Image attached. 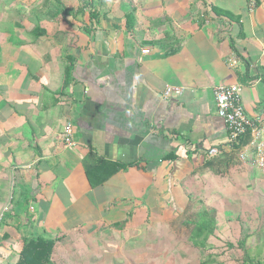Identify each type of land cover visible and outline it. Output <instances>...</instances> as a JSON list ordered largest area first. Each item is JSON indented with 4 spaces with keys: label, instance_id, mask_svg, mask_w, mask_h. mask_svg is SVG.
I'll list each match as a JSON object with an SVG mask.
<instances>
[{
    "label": "crops",
    "instance_id": "0c3cea01",
    "mask_svg": "<svg viewBox=\"0 0 264 264\" xmlns=\"http://www.w3.org/2000/svg\"><path fill=\"white\" fill-rule=\"evenodd\" d=\"M222 85L264 138V0H0V264L37 239L48 264L214 259L236 193H264L216 115Z\"/></svg>",
    "mask_w": 264,
    "mask_h": 264
},
{
    "label": "built area",
    "instance_id": "2783aa9c",
    "mask_svg": "<svg viewBox=\"0 0 264 264\" xmlns=\"http://www.w3.org/2000/svg\"><path fill=\"white\" fill-rule=\"evenodd\" d=\"M252 3L253 0H245ZM147 54V51H142ZM236 59L229 60V65L236 64ZM241 86H217L213 89V99L217 117L224 123L228 143L235 151V157L241 164H250L264 173V138L262 129L254 126L244 115L240 98ZM181 89L166 87L163 91L165 98L180 96ZM72 127L66 124L62 129V140L65 146L72 145ZM245 136L249 141L243 143ZM218 149H210L209 156H216Z\"/></svg>",
    "mask_w": 264,
    "mask_h": 264
},
{
    "label": "rangeland",
    "instance_id": "374dc122",
    "mask_svg": "<svg viewBox=\"0 0 264 264\" xmlns=\"http://www.w3.org/2000/svg\"><path fill=\"white\" fill-rule=\"evenodd\" d=\"M236 194L238 212L234 217L239 223L229 227L227 235L220 234L216 241L209 239L210 243H204L203 252L206 258L214 257L216 264H241L244 259L264 264V193H252L253 197ZM243 210L248 212L247 220L242 216Z\"/></svg>",
    "mask_w": 264,
    "mask_h": 264
},
{
    "label": "trees",
    "instance_id": "16d2710c",
    "mask_svg": "<svg viewBox=\"0 0 264 264\" xmlns=\"http://www.w3.org/2000/svg\"><path fill=\"white\" fill-rule=\"evenodd\" d=\"M131 18V15L127 16V19ZM70 67L65 69V75L68 79L70 73ZM245 141V140H244ZM53 243L42 239L30 240L24 243L23 248L19 255V261L17 264H48L49 256L51 254ZM238 246H240L238 244ZM213 259H207L201 264H216ZM241 264H253L251 260L244 259ZM263 264V263H256Z\"/></svg>",
    "mask_w": 264,
    "mask_h": 264
}]
</instances>
